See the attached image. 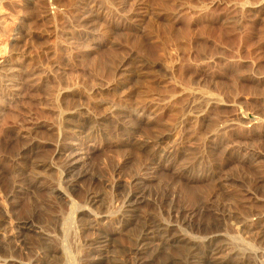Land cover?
<instances>
[{
    "label": "rangeland",
    "instance_id": "1",
    "mask_svg": "<svg viewBox=\"0 0 264 264\" xmlns=\"http://www.w3.org/2000/svg\"><path fill=\"white\" fill-rule=\"evenodd\" d=\"M18 2L21 5L18 4L15 9L11 8L10 4L0 5L2 16L11 11L2 17L3 23L0 24V28L5 27L3 31L0 29V218L5 220L3 226L0 225V264H112L111 259L114 260V256L123 260V264H137L133 261L134 256L128 251L140 246L137 237L142 239L140 224L145 220L142 218L149 215L151 218L157 216L154 219L162 221L161 226H166L167 229H161L164 230L162 233L160 229L151 228L152 230H147L148 234H143L142 241L148 239V242L141 245L138 257L140 255L145 263L163 264L172 257L185 255L184 264H223L221 260H226L227 264H264V0H54V14L49 20L42 19L43 7L35 8L31 4L26 6L22 0ZM4 8H9L8 12ZM24 13L29 16L25 25L21 22ZM3 19L9 24L8 28ZM9 28L12 29L8 30ZM19 28L29 29L24 35L28 40L23 38L24 45L22 42L19 44L22 48L19 45L15 48L12 46L13 36ZM8 31L10 32L7 33ZM130 66L135 71L134 74L130 72ZM124 71H127V74ZM76 104L86 108L85 111L88 109L87 113L94 114H91L93 118L103 120L105 128L108 129L106 134H97L96 138L92 139L93 143L92 140H81L73 133H67V137L60 136L59 129L64 124L60 122H64L63 111L77 107ZM187 110L193 112L189 113ZM116 111L120 112L119 116ZM124 115L126 119L131 118H128L130 122L135 120L133 123H136V126L137 121L142 124L138 125L140 129L137 127L135 138L143 139L146 133V138H151L156 133L155 137L151 138L154 139L157 134L164 132L170 138L168 143L175 144L176 152L182 158L202 154L199 158L204 157L201 161L206 162L213 157L212 161H217L219 166L216 167L218 171L214 172L215 180L202 178V170H199L198 166L195 167L196 178L190 179L177 173L178 165L170 168L165 164L159 165L155 160L151 161L145 154L138 152L135 144L129 145L131 149L122 144L119 130L123 125L119 120H122ZM220 125H225V128ZM217 127L219 130H216ZM19 131L29 134L28 138L36 135L33 138L39 145L41 142L44 144L45 138L51 141L50 145L42 144L48 148L37 149L38 156L48 162L55 161L53 165L57 168L52 170L56 172L50 170V177L42 173L44 176L39 175L38 178V175L34 176L26 170L25 164H21L20 168V165L15 166L14 161L11 162L12 158L10 160L9 156L12 157L16 153L14 151L27 141L25 137L18 139ZM140 131L141 134H138ZM113 132L118 133V138ZM221 135L224 137L222 141L216 137ZM18 143L21 144L17 145ZM57 145L58 148L61 145L59 152L56 151L59 150ZM12 146L18 148L14 149ZM224 146L230 147V156L225 155ZM211 147L215 148V153ZM182 150L186 153L188 151L187 155ZM10 152L11 154H8ZM139 153L143 161L138 158ZM207 153H211L210 156H207ZM43 155H47L49 159ZM221 155H224L223 158ZM220 160H224V163ZM1 168L5 171H1ZM12 169V172L9 171ZM6 172L9 175L21 172V178L19 177L16 183L18 188L22 189L20 193H16L17 196L10 193L12 175L9 179ZM29 173L34 177H30ZM60 181L63 187H59ZM163 186L172 194L169 199L160 192L156 193ZM190 186L204 193L200 208L196 209L197 205L193 207L187 204L182 191ZM92 193H100V197L105 198L103 200H106V205L99 203L100 201L96 202L98 205L91 201L94 195ZM29 194L32 197H28L33 201L27 197ZM23 198H28V201ZM47 200L54 209L52 206L48 207ZM26 201L31 203L34 210L35 216L32 215V219L24 212V215L20 214L28 204ZM34 201L35 205L32 206ZM20 202L23 206L25 204L24 209ZM36 205H39L38 208ZM105 206H109L110 210L107 211L109 210L110 214L105 211ZM133 206L138 209L134 211ZM129 210H132L129 212L130 216ZM141 213H145V216H141ZM96 217V220L99 219L98 222L95 220L97 227L95 222L90 223V219ZM137 220H141L139 224ZM203 222L222 225L220 229H216L218 232L215 230V233L208 234L201 229ZM64 225L63 230L67 231L69 236L61 230ZM128 227L135 229L136 233L131 232V229L126 231ZM94 232L106 233L111 240L114 239L112 244L102 247L103 249L88 245L87 241L92 242L96 237ZM49 234L54 239L50 238L49 243L52 245L46 244L50 249L44 245L42 237H51ZM179 234L182 241H174L181 237ZM211 237L213 238L210 241ZM191 238L196 241L193 242ZM212 240L215 242L211 243ZM159 241L163 244L160 242L161 245L157 246ZM172 242L184 246L194 244L195 251L199 248L197 255L186 256L187 251ZM161 246H164L162 252L159 250ZM215 246L216 250L219 248L220 251L210 253ZM112 249L117 251L113 252ZM242 250L246 253L243 254ZM59 252L62 255H59ZM150 252L154 253L151 255ZM201 252H207L210 257H201ZM48 254H55L58 260ZM104 254L106 255L103 256ZM211 255L213 259L217 258L213 260ZM244 255L251 258H242ZM61 256L65 257V260L61 259ZM12 257L15 260H8Z\"/></svg>",
    "mask_w": 264,
    "mask_h": 264
},
{
    "label": "bare ground",
    "instance_id": "2",
    "mask_svg": "<svg viewBox=\"0 0 264 264\" xmlns=\"http://www.w3.org/2000/svg\"><path fill=\"white\" fill-rule=\"evenodd\" d=\"M19 1H21V0H19ZM54 0H22V2L27 6V5H30L31 4V6L33 7V6H35V8H37L36 6H40V7H43L44 8V15H42L43 17H42V19L44 18H47L48 20L51 18V16L54 14L53 12H52V2H53ZM99 1V0H98ZM21 2V3H22ZM22 3V4H23ZM54 3V2H53ZM3 4H10V6H11V8H14L15 6H17L18 7V4H20L19 2H18V0H0V5H3ZM21 5V4H20ZM5 6V5H4ZM23 6V5H22ZM21 6V7H22ZM26 6H25V8H26ZM2 7V9H3V6H1ZM7 7V6H6ZM39 7V8H40ZM1 9V8H0ZM8 10H9V8H7ZM7 9L5 10V8H4V10L5 11H7ZM15 9V8H14ZM19 9H22V8H17V10H19ZM31 9V8H30ZM13 10V9H12ZM24 10H28V9H24ZM37 10V9H36ZM35 10V11H36ZM41 11H42V9H41ZM8 12V11H7ZM11 11H9V13H10ZM17 12V11H16ZM19 12V11H18ZM21 12V11H20ZM23 12V11H22ZM21 12V13H22ZM25 12H28V11H25ZM34 12V11H33ZM37 12H38V10H37ZM40 12V11H39ZM8 13V14H9ZM30 13V12H29ZM2 14V13H1ZM0 14V24L1 23H3V21H2V17H4L5 16V14L6 15H8L7 13H5L4 14V16H2ZM16 14V13H15ZM20 14V13H19ZM19 14H18V16H19ZM30 14H32V13H30ZM36 14V13H35ZM34 14V15H35ZM56 14V13H55ZM13 15H14V13H13ZM17 15V14H16ZM22 15V14H21ZM20 15V16H21ZM24 15H25V13H24ZM28 15V14H27ZM27 15H25V16H23L22 17V19H21V22L24 24V23H27V21H29L28 19H29V16H27ZM33 15V14H32ZM37 15V14H36ZM15 16H13V18H14ZM34 17V16H33ZM40 17H41V15H40ZM53 17V16H52ZM5 18H7V17H5ZM4 18V19H5ZM17 18V17H16ZM39 18V17H38ZM3 19V20H4ZM8 19V18H7ZM11 19H12V16H11ZM32 19V18H31ZM52 19V18H51ZM6 20V19H5ZM5 20H4V22H5ZM9 20V19H8ZM20 20V19H19ZM34 20V19H33ZM91 20V19H90ZM35 21V20H34ZM40 21V20H39ZM38 21V22H39ZM42 21H44V20H42ZM52 21V20H51ZM10 22V21H9ZM19 22V21H18ZM37 22V21H36ZM41 22V21H40ZM46 22V21H45ZM87 22V21H86ZM90 22V21H89ZM6 23V25H7V28H8V25L9 24H7V21L5 22ZM5 23H4V25H5ZM19 24V23H18ZM21 24V23H20ZM29 24H30V22H29ZM35 24H37V23H35ZM41 24V23H40ZM87 24V23H86ZM5 25V26H6ZM25 25V24H24ZM31 25H32V22H31ZM30 25V26H31ZM29 26V25H28ZM28 26H27V28H28ZM12 27V26H11ZM17 27V26H16ZM21 27V26H20ZM23 27V26H22ZM2 28V27H1ZM0 28V29H1ZM4 26H3V28H2V31L4 30ZM7 28L5 29V30H7ZM24 28V27H23ZM39 28V27H38ZM46 28V27H45ZM10 29H12V28H9L8 30H10ZM17 29V28H16ZM26 29V28H25ZM32 29H33V26H32ZM14 30V29H13ZM29 30V29H28ZM28 30H21L20 28L16 31V33H15V35L13 36L14 37V39H13V43H12V46L13 47H15V46H17V45H19L20 44V42H22V39L24 38V35H26V33H28ZM35 30H37V29H35ZM46 30V29H45ZM1 31V30H0ZM33 31V30H32ZM10 31H8L7 33H9ZM13 32V31H12ZM35 32V31H34ZM33 32V33H34ZM39 32V31H38ZM43 32H45V31H43ZM1 33V32H0ZM5 33V32H4ZM14 33V32H13ZM32 33V32H31ZM3 34V33H2ZM6 34V33H5ZM40 34V33H39ZM38 34V35H39ZM32 35V34H31ZM35 35V34H34ZM33 35V36H34ZM36 35H37V33H36ZM11 36V35H10ZM28 36V35H27ZM33 36H32V38H33ZM29 37V36H28ZM34 37H36V36H34ZM44 38V37H43ZM25 39V38H24ZM29 39H30V37H29ZM35 39V38H34ZM33 39V40H34ZM10 40H12V39H10ZM25 40H28V39H25ZM31 40V39H30ZM38 40V39H37ZM26 42V41H25ZM32 42V41H31ZM30 42V43H31ZM24 42H22V44H23ZM45 43V42H44ZM26 44V43H25ZM29 44V43H28ZM24 45V44H23ZM12 46L10 45V47L12 48ZM20 46V45H19ZM26 46V45H25ZM21 48H22V46H20ZM24 47V46H23ZM16 48V47H15ZM14 48V49H15ZM13 49V50H14ZM17 49H18V47H17ZM20 49V48H19ZM24 50V49H23ZM28 51V53H29V50H27ZM17 52V51H16ZM26 53V52H25ZM24 53V54H25ZM27 53V54H28ZM17 56V55H16ZM24 56V55H23ZM18 58V57H17ZM22 59V58H21ZM140 59V58H139ZM142 61V60H141ZM137 63H138V61H136ZM146 62V61H145ZM26 63V62H25ZM137 63H135L136 64V66H137ZM141 62H139V64H140ZM2 64V63H1ZM138 64V65H139ZM27 65V64H26ZM6 66V65H5ZM28 66V65H27ZM129 66V65H128ZM146 66V65H145ZM36 67V66H35ZM92 67V66H91ZM138 67V66H137ZM142 67V66H141ZM154 67V66H153ZM4 68V67H3ZM29 68V67H28ZM128 68V67H127ZM127 68H126V70H127ZM129 68H131V66L129 67ZM92 69H93V67H92ZM138 68H136V70H137ZM141 69V68H140ZM139 69V70H140ZM130 70V69H129ZM147 70V69H146ZM133 69L131 68V70H130V72H132L133 73ZM149 71V70H148ZM32 72V71H31ZM125 72V71H124ZM127 72V71H126ZM125 72V74H127ZM129 72V71H128ZM135 72V71H134ZM137 72H138V70H137ZM140 72V71H139ZM35 73H37V72H35ZM141 73V72H140ZM143 73V72H142ZM141 73V74H142ZM6 74V73H5ZM130 74V73H129ZM129 74H128V76H129ZM134 74V73H133ZM2 75V74H1ZM135 75H137V74H135ZM139 75V74H138ZM253 75V74H252ZM125 76V75H124ZM127 76V75H126ZM5 76H3V78H4ZM10 77V76H9ZM263 77V76H262ZM128 78V77H127ZM133 78V77H132ZM124 79V78H123ZM130 79H131V77H130ZM1 80H4V79H1ZM125 80H127V79H125ZM134 80V79H133ZM122 81H124V80H122ZM28 84V83H27ZM119 84V83H118ZM117 84V85H118ZM114 87V86H113ZM115 88V87H114ZM113 89V88H112ZM45 92H47V91H45ZM134 92V91H133ZM57 98H59V97H57ZM193 99H195V98H193ZM200 99V98H199ZM198 99V100H199ZM206 99V98H205ZM4 100V99H3ZM196 100V99H195ZM66 101H68V100H66ZM135 101V100H134ZM201 101V100H200ZM207 101V100H206ZM1 102V101H0ZM191 102V101H190ZM198 102V101H197ZM202 102V101H201ZM209 102V101H208ZM193 103H195L194 102V100H193ZM203 103V102H202ZM209 103H211V100H210V102ZM209 103H207V105L209 104ZM120 104V103H119ZM192 104V103H191ZM198 104V103H197ZM206 104V103H205ZM77 105V107H74L73 106V108H71V109H67L66 111H63V110H61V111H63L62 113H63V116H62V118L64 119V122L63 121H60V122H62V123H64L63 125H62V127L59 125V127H61V129H59V132H60V130H61V135L60 136H62V137H67V133H73V134H75V137L77 136L78 138H80L81 140H92V139H95L96 138V136H97V134H100V132H102V134H106V129L107 128H105V126H104V123L99 119H95V118H93V116H94V114H92V113H90V115H89V113H87L88 112V109H87V111H85L86 110V108H82V107H79V106H81V105H79V104H76ZM79 105V106H78ZM146 105V104H145ZM216 105V104H215ZM65 106V105H64ZM110 106V105H109ZM119 106V105H118ZM158 106H160V105H158ZM117 107V106H116ZM191 107V106H190ZM13 108V107H12ZM115 108V107H114ZM121 108V107H120ZM119 108V109H120ZM124 108V107H123ZM199 108H201V106L199 107ZM207 108V107H206ZM60 109H62V108H60ZM64 109V108H63ZM106 109V108H105ZM110 109V108H109ZM116 109V108H115ZM117 109H118V107H117ZM122 109V108H121ZM129 109V108H128ZM188 109V108H187ZM191 109H192V107H191ZM197 109V108H196ZM65 110V109H64ZM108 110V109H107ZM129 110H132V109H129ZM194 110V109H193ZM193 110H190V112L192 113L193 112ZM201 110V109H200ZM127 111V110H126ZM185 111V110H184ZM188 112H189V110H187ZM202 111V110H201ZM118 111H116L115 113H117ZM123 112V111H122ZM189 112V113H190ZM198 112V111H197ZM196 112V113H197ZM200 112V111H199ZM198 112V113H199ZM119 113L120 112H118L117 114H118V116H119ZM127 113V112H126ZM132 113V112H131ZM187 113V112H186ZM195 113V112H194ZM197 113V114H198ZM202 113H203V111H202ZM91 114L93 115V116H91ZM121 114H123V113H121ZM134 114H135V112H134ZM199 114H201V112L199 113ZM8 115V114H7ZM98 115V114H97ZM97 115H95V117L97 116ZM186 115V114H185ZM243 115V114H242ZM248 115V114H247ZM116 116V115H115ZM122 116V115H121ZM128 116V115H127ZM138 116V115H137ZM141 115H139V117H140ZM211 116V115H210ZM16 117V116H15ZM105 117V116H104ZM60 119H62L61 117H59ZM107 118V117H106ZM117 118V117H116ZM122 118V117H121ZM129 118V117H128ZM128 118L126 119V117H125V115H124V117L122 118V120H119V123L120 124H122L123 125V127L121 128V130H119L120 131V133H121V135L119 134V136H120V138L119 139H121V142H122V144H124L125 146H129V145H133V144H135L136 145V147L138 148V152H141L143 155L145 154L151 161L153 160H155V162H157L159 165H163V164H165V166H168L169 168L170 167H173V166H176V165H178L177 167H178V172L177 173H180V174H182L183 176H186V177H189L190 179H194V178H196V173H195V167L196 166H198V168H199V170H202V172H201V177L202 178H204V179H212V180H215L214 179V172H216V171H218V170H216L217 168V166H218V163H216L217 161H212L214 158L212 157V160H207L206 162H203V161H201L202 159H200L199 157L202 155H200V152L198 153L200 156H192V157H186L185 155H187V153H188V151H187V153H186V151H184V150H182V151H184L183 153L185 154L184 156L186 157V158H182V156L181 155H178V153L176 152V146H174L173 144L171 145L170 144V142L168 143V139H170L169 138V136L168 135H165V133L163 132V134H160V135H158L157 134V136H156V138H154V139H151L153 136L155 137V135H156V133H154L155 135H153L151 138H146V136H147V134L148 133H146V136L143 138V139H138V138H135L136 136H134V134L137 132V127H138V125H142V124H139L138 123V121H137V126H136V123L134 124L133 122L135 121H132V122H130L129 120H128ZM133 118H135V117H133ZM137 118V117H136ZM245 118V117H244ZM249 118V117H248ZM255 118H257V117H255ZM130 120H131V118H129ZM233 119V118H232ZM250 119V118H249ZM117 120V119H116ZM133 120V119H132ZM142 120V119H141ZM242 120V119H241ZM251 120V119H250ZM259 120V119H258ZM59 121V120H58ZM108 121H109V119H108ZM228 121V120H227ZM263 121H264V119H263ZM59 122V123H60ZM224 122V121H223ZM230 122V121H229ZM233 122V121H232ZM251 122V121H250ZM258 122V121H257ZM141 123V122H140ZM208 123H210V122H208ZM107 124H108V122H107ZM106 124V125H107ZM110 124H112V123H110ZM109 124V125H110ZM115 124L117 125V123L115 122ZM145 124V123H144ZM216 124V123H215ZM248 124V123H247ZM252 124V123H251ZM261 124V123H260ZM183 125V124H182ZM230 125V124H229ZM233 125V124H232ZM37 126V125H36ZM114 126V125H113ZM144 126V125H143ZM221 126H223V125H220V127ZM227 126V125H226ZM254 126V125H253ZM264 126V125H263ZM112 127V126H111ZM115 127V126H114ZM147 127V126H146ZM150 127V126H149ZM149 127H148V129H149ZM224 128H225V125L223 126ZM229 127V126H228ZM228 127H226V129L228 128ZM19 128V127H18ZM34 128V127H33ZM51 128V127H50ZM139 128V127H138ZM219 127H217V129L216 130H219L218 129ZM250 128V127H249ZM31 129V128H30ZM35 129V128H34ZM113 129H115V128H113ZM140 129V128H139ZM138 129V130H139ZM144 129V128H143ZM151 129H153V128H151ZM209 129V128H208ZM221 129V128H220ZM223 129V128H222ZM32 130V129H31ZM37 130V129H36ZM46 130V129H45ZM56 130H57V128H56ZM108 130V129H107ZM145 130H146V128H145ZM150 130V129H149ZM148 130V131H149ZM215 129H214V131H216ZM225 130V129H224ZM262 130V129H261ZM23 131V130H22ZM28 131V130H27ZM119 131H118V133H119ZM144 131V130H143ZM155 131H157L156 129H155ZM199 131V130H198ZM213 130H211V132H212ZM222 131V130H221ZM31 132V131H30ZM34 132V131H33ZM36 133L35 134H37L38 135V133H37V131H35ZM48 132V131H47ZM111 132H112V130H111ZM110 132V133H111ZM139 132V131H138ZM146 132H147V130H146ZM160 132H162V131H159V133ZM210 132V133H211ZM17 133V132H16ZM19 133H20V131H19ZM32 133V132H31ZM44 133V132H43ZM109 133V132H108ZM107 133V134H108ZM109 133V134H110ZM114 133V132H113ZM115 133H116V131H115ZM114 133V135H116L117 136V134H115ZM158 133V132H157ZM209 133V134H210ZM213 133V132H212ZM211 133V135L213 136V134ZM218 133V132H217ZM58 134H60V133H58ZM138 134H141V131H140V133H138ZM224 134V133H223ZM27 135H29V134H26V133H20L19 134V136H17L18 137V139H19V137H25L26 139H27V141L25 142L24 140H22V141H24V143H18L17 145H20V148L16 151H14V149L17 147H13L14 149H12V152L14 151V152H16L15 154L14 153H12V154H14L12 157L11 156H9L10 157V160H11V158H12V160H11V162L12 161H14V165L16 166V165H20V168H22L21 167V164L23 165V164H25V166H26V170H28V172L30 171L31 173H33V175L35 176H37L38 175V178H39V175H42V176H44L43 174H47L48 175V172L50 171V170H52V168H54V167H56L55 165H53V163L55 162H53L52 163V161H50V162H48V160L46 161L45 159H43V157H40V155L38 156L37 155V149H39V148H43L44 146H42V142L40 143L41 145H39V142H37L36 141V139L35 138H33V136H32V134H30V136H32V137H30V138H28V136ZM113 135V134H112ZM39 136V135H38ZM47 136V134L44 136V138ZM70 136V135H69ZM103 136V135H102ZM102 136H99V137H102ZM106 136V135H105ZM140 136V135H139ZM142 136V135H141ZM186 136V135H185ZM206 136H208V135H206ZM10 137V136H9ZM16 137V136H15ZM34 137H36V135L34 136ZM49 137V136H48ZM108 137V136H107ZM106 137V138H107ZM109 137H111V136H109ZM108 137V138H109ZM113 137V136H112ZM209 137V136H208ZM218 139H220L221 141L224 139V137H223V135H221V136H216ZM23 138H21V139H23ZM41 138V137H40ZM44 138H42V140L44 139ZM104 138V137H103ZM114 138H115V136H114ZM116 138H118V136L116 137ZM141 138V137H140ZM199 138V137H198ZM205 138V137H204ZM210 138V137H209ZM216 138V139H217ZM11 139V138H10ZM18 139H17V141H18ZM51 139V138H50ZM98 139V138H97ZM213 139V138H212ZM212 139H210V140H212ZM217 139V140H218ZM253 139V138H252ZM15 140V139H14ZM37 140H39V139H37ZM65 140V139H64ZM81 140H79V141H81ZM106 140V139H105ZM110 140V139H109ZM108 140V141H109ZM113 140V139H112ZM112 140H110V141H112ZM180 140V139H179ZM217 140H214V141H217ZM219 140V141H220ZM20 141V140H19ZM39 141H41V140H39ZM60 141V140H59ZM63 141V140H62ZM100 141V140H99ZM115 141V140H114ZM118 141V140H117ZM198 141V140H197ZM255 141H258V140H255ZM263 141V140H262ZM84 142H86V141H84ZM103 142H104V140H103ZM102 142V143H103ZM119 142V141H118ZM192 142V141H191ZM264 142V141H263ZM8 143V142H7ZM15 143H16V141H15ZM54 143V142H53ZM62 143V142H61ZM92 143H93V140H92ZM100 143H101V141H100ZM107 143V142H106ZM105 143V144H106ZM205 143V142H204ZM224 143V142H223ZM50 145L51 144V141L49 140V139H46L45 138V140H44V144L43 145ZM108 144V143H107ZM121 144V143H120ZM206 144H207V142H206ZM205 144V145H206ZM227 144V143H226ZM226 144H224V145H226ZM103 145V144H102ZM177 145V144H176ZM194 145V144H193ZM204 145V146H205ZM216 145H219V144H216ZM55 146V145H54ZM90 146V145H89ZM111 146V145H110ZM134 146V145H133ZM230 146V145H229ZM131 146H129V149H131L130 148ZM195 147V146H194ZM214 147V146H213ZM213 147H211V149L213 148ZM216 148H217V146H215ZM227 147H228V145H227ZM227 147H225L224 146V153H225V155H228V156H230L229 155V153L231 152L230 150H229V148H227ZM3 148V147H2ZM18 148V147H17ZM44 148H48V147H44ZM56 148H58V145H57V147ZM118 148V147H117ZM121 148V147H120ZM137 148H135V149H137ZM191 148V147H190ZM197 148V147H196ZM205 148H207V147H205ZM220 148V147H219ZM7 149V148H6ZM5 149V150H6ZM10 149V148H9ZM10 149V150H11ZM59 150H57L56 149V151H60V149H61V145L59 146V148H58ZM132 149H134V147H132ZM215 148H213V152L215 153V150H214ZM223 149V148H222ZM3 150V149H2ZM4 150V151H5ZM47 150V149H46ZM45 150V151H46ZM179 150V149H178ZM0 151H1V149H0ZM136 151V150H135ZM190 151V150H189ZM204 151V150H203ZM218 151V150H217ZM3 152V151H2ZM9 152V151H8ZM42 152V151H41ZM40 152V153H41ZM132 152H133V150H132ZM181 152V151H180ZM179 152V153H180ZM197 152V151H196ZM205 153L206 152H208V151H204ZM212 152V153H213ZM220 152V151H219ZM7 153V152H6ZM6 153H4L5 155H6ZM136 153H137V151H136ZM141 153H139L140 154V156H138V158H140L141 157ZM204 153V154H205ZM232 153V152H231ZM2 154V153H1ZM8 154H11V152L10 153H8ZM45 154V153H44ZM195 154V153H194ZM211 154V153H210ZM210 154H208L207 153V156L209 155L210 156ZM5 155H3L4 157H7V156H5ZM183 155V154H182ZM189 155V154H188ZM45 158L47 157L48 158V156L47 155H43ZM146 156H145V159H147L146 158ZM181 156V157H180ZM204 156V155H203ZM206 156V157H207ZM218 156V155H217ZM220 156V155H219ZM222 156V155H221ZM224 156V155H223ZM223 156H222V158H223ZM227 156V157H228ZM8 157V158H9ZM202 157V156H201ZM214 157H215V155H214ZM137 158V157H136ZM208 158V157H207ZM2 159V158H1ZM4 159V158H3ZM49 159V158H48ZM135 159V158H134ZM141 159V158H140ZM205 159V158H204ZM216 159V158H215ZM225 159V158H224ZM6 160V159H5ZM9 160V159H8ZM8 160H6V161H8ZM9 160V161H10ZM57 160V159H56ZM142 161H143V158L141 159ZM2 161V160H1ZM8 161V162H9ZM114 161V160H113ZM112 161V162H113ZM139 161V160H138ZM137 161V162H138ZM150 161V162H151ZM221 161V160H220ZM7 162V163H8ZM10 162V163H11ZM149 162V163H150ZM224 163V160L223 161H221V163ZM226 162V161H225ZM4 163V162H3ZM135 163H136V161H135ZM141 163V162H140ZM220 163V162H219ZM111 164V163H110ZM138 165H140L139 164V162L137 163ZM151 164V163H150ZM10 165V164H9ZM113 165V164H112ZM111 165V166H112ZM142 165V164H141ZM147 165V164H146ZM155 165H156V163H155ZM251 165V164H250ZM0 166H2V165H0ZM14 166V167H15ZM110 166V167H111ZM134 166H136V165H134ZM3 167H4V165H3ZM139 167V166H138ZM177 167H176V169H177ZM219 167V166H218ZM13 168V167H12ZM17 168H19V167H17ZM57 168V167H56ZM55 168V169H56ZM113 168H115V167H113ZM112 168V169H113ZM140 168V167H139ZM145 168H146V166H145ZM144 168V169H145ZM173 169H175V168H173ZM175 169V170H176ZM14 169H12V170H9V171H13ZM58 171L60 170V169H57ZM111 170V169H110ZM138 170V169H137ZM140 170V169H139ZM216 170V171H215ZM1 171H5V170H2V168H1ZM19 171H22V170H19ZM53 171V173H55L56 172V170H52ZM51 171V172H52ZM57 171V173H59ZM64 170H62V172H63ZM135 171H136V169L134 170V173H135ZM11 172H9V173H11ZM15 172V171H14ZM18 172V171H17ZM26 172V171H25ZM138 172V171H137ZM143 172V171H142ZM7 173V172H6ZM27 173V172H26ZM43 173V174H42ZM52 173V174H53ZM199 173V172H198ZM198 173H197V175H198ZM253 173V172H252ZM258 173V172H257ZM4 174V173H3ZM8 174V173H7ZM21 172L20 173H16V175H14V174H10V175H12V181H10L11 182V184H10V186H9V190H10V193L12 192V194H15L16 195V193L18 194V192L20 193V189H22V188H18V186H17V179H20L21 177ZM23 174V173H22ZM25 174V173H24ZM30 174V173H29ZM217 174V173H216ZM9 175V174H8ZM10 175H9V179H10ZM14 175V176H13ZM27 175V174H26ZM32 175V176H33ZM177 175V174H176ZM179 175V174H178ZM181 175V176H182ZM7 176V175H6ZM29 176V175H28ZM31 176V174H30V177H32ZM33 176V177H34ZM49 176V175H48ZM53 176V175H52ZM52 176H51V179H52ZM62 176V175H61ZM180 176V175H179ZM214 176V177H213ZM20 177V178H19ZM50 177V176H49ZM198 177H199V175H198ZM7 178H8V176H7ZM24 178H25V176H24ZM23 178V179H24ZM28 178V177H27ZM37 178V177H36ZM45 178V177H44ZM217 178V177H216ZM26 179V178H25ZM58 179H60V178H58ZM201 179V178H200ZM199 179V180H200ZM203 179V180H204ZM219 179V178H218ZM217 179V180H218ZM164 180V179H163ZM167 180V179H166ZM179 180V179H178ZM187 180V179H186ZM250 180V179H249ZM259 180V179H258ZM9 181V180H8ZM31 181V180H30ZM47 181V180H46ZM190 181V180H189ZM196 181V180H195ZM202 181V180H201ZM9 182V183H10ZM58 182H59V180H58ZM162 182V181H161ZM165 182V181H164ZM211 182V181H210ZM217 182V181H216ZM9 183H8V185H9ZM186 184V183H185ZM200 184V183H199ZM215 184V183H214ZM19 185V184H18ZM59 185V187H60V185H61V181H60V184H58ZM159 185V184H158ZM184 185V184H183ZM205 185V184H204ZM62 187H63V185H61ZM201 186V185H200ZM208 186V185H207ZM58 187V188H59ZM61 187V188H62ZM166 187V186H165ZM191 187V186H190ZM188 187V188H186L184 191H182L183 192V195H184V197L186 198V200H187V204H189V205H191V206H196L197 205V207H196V209L197 208H200V206L202 205L201 204V201L203 200V196H204V193H202V190L200 191V190H198V189H196V187ZM202 187V186H201ZM201 187L199 188V189H201ZM248 187V186H247ZM6 188V187H5ZM156 188H158V187H156ZM184 188V187H183ZM54 189V188H53ZM60 189V188H59ZM204 189V188H203ZM62 190H63V188H62ZM171 190V189H170ZM98 191V190H97ZM96 191V192H97ZM23 192V191H22ZM39 192V191H38ZM67 192V191H66ZM86 192V191H85ZM158 192H160L161 194H163L162 196H165L166 198H168V197H170V195H172V194H170V192H168V191H166V189H164V186H163V188L162 189H159L156 193H158ZM182 192L180 193V194H182ZM24 193H25V191H24ZM29 193V192H28ZM50 193V192H49ZM69 193V192H68ZM100 193H101V191H100ZM100 193H96V194H94V193H92V198H91V201H93V202H97L98 203V201H100L99 203H101V202H103V203H105L104 201H106V200H103V199H105V198H103L102 199V197H100ZM174 193V192H173ZM179 193V192H178ZM177 193V194H178ZM212 193V192H211ZM219 193V192H218ZM109 194H111V193H109ZM179 194V195H180ZM207 194V193H206ZM105 195V194H104ZM104 195H102L103 197H105ZM112 195V194H111ZM222 195V194H221ZM17 196V195H16ZM28 196H30V194L29 195H27V197ZM91 196H89V200H90V197ZM182 196V195H181ZM206 196V195H205ZM30 197H32V196H30ZM30 197H28L30 200H32L33 201V199H31ZM41 197V196H40ZM100 197V198H99ZM109 197V196H108ZM111 197V196H110ZM180 197V196H179ZM28 198L27 199H25V198H23V199H25V200H27L28 201ZM113 198V197H112ZM125 198V197H124ZM183 198V197H182ZM206 198V197H205ZM220 198V197H219ZM224 198V197H223ZM233 198V197H232ZM22 199V200H23ZM103 200V201H101V200ZM169 199V198H168ZM179 199H181V197L179 198ZM227 199V198H226ZM231 199V198H230ZM86 200V199H85ZM123 200V199H122ZM139 200V199H138ZM182 200V199H181ZM26 201V202H27ZM48 201V200H47ZM113 201V200H112ZM132 201V200H131ZM168 201V200H167ZM235 201V200H234ZM18 202V201H17ZM22 202V201H21ZM20 202V203H21ZM35 202L36 201H34L33 203H32V206H33V204L35 205ZM51 202V201H50ZM78 202V201H77ZM86 202V201H85ZM87 202H88V200H87ZM90 202V201H89ZM111 202V201H110ZM121 202H123L124 203V201H121ZM170 202V201H169ZM176 202V201H175ZM24 203H25V201H24ZM28 204H26V206H25V204H24V206H25V210L23 211L22 209V212L20 213L21 215H24V213L26 214V215H28V217L29 218H31L32 219V215H34V213H33V209H32V207H31V203H29V202H27ZM48 203V207L49 206H52V209H54L53 208V205L52 204H50L49 203V201L47 202ZM52 203V202H51ZM56 203V202H55ZM62 203V202H61ZM92 203V202H91ZM90 203V205H93V204H91ZM96 203V204H97ZM130 203H133V202H130ZM166 203V202H165ZM224 203H225V201H224ZM71 204V203H70ZM80 204V203H79ZM85 204H87V203H85ZM102 204V203H101ZM186 204V205H187ZM81 205V204H80ZM98 205V204H97ZM104 205V204H103ZM105 205H106V203H105ZM238 205V204H237ZM21 206L23 207V209H24V206L22 205V203H21ZM37 206V205H36ZM39 206V205H38ZM38 206H37V208H38ZM57 206V205H56ZM56 206H54V207H56ZM61 206V205H60ZM113 206V205H112ZM42 207V206H41ZM47 207V208H48ZM75 207V206H74ZM97 207V206H96ZM104 207V206H103ZM102 207V208H103ZM106 207V206H105ZM109 207V206H108ZM108 207H106V210L105 211H107V209H109ZM124 207V206H123ZM122 207V208H123ZM242 207V206H241ZM58 208V207H57ZM112 208V207H111ZM133 208H134V206H133ZM132 208V209H133ZM34 209H35V207H34ZM62 209V208H61ZM79 209H80V207H79ZM90 209H91V207H90ZM94 208L92 207V210H93ZM131 209V208H130ZM136 209H138V207L136 208ZM135 208H134V211L136 210ZM37 210V209H36ZM89 210V209H88ZM102 210H104V209H101V211ZM110 210V209H109ZM108 210V211H109ZM128 210V209H127ZM201 210V209H200ZM42 211V210H41ZM63 211H64V209H63ZM69 211H71V210H69ZM74 211V210H73ZM100 211V212H101ZM107 211V212H108ZM130 211H132V210H129L128 211V216H130L129 215V212ZM138 211H140V210H138ZM179 211V210H178ZM195 211H197V210H195ZM199 211V210H198ZM249 211V210H248ZM24 212V213H23ZM37 212V211H36ZM39 212V211H38ZM37 212V213H38ZM44 212V211H43ZM45 212H47V211H45ZM54 212H55V210H54ZM72 212V211H71ZM78 212V211H77ZM104 212V211H103ZM144 212H146V211H144ZM23 213V214H22ZM33 213V214H32ZM61 213H62V211H61ZM64 213V212H63ZM62 213V214H63ZM73 213V212H72ZM84 213V212H83ZM88 213V212H87ZM89 213H90V210H89ZM92 213V212H91ZM109 213V212H108ZM122 213V212H121ZM126 212H124V214H125ZM131 213V212H130ZM153 213V212H152ZM151 213V214H152ZM201 213H203V212H201ZM248 213V212H247ZM61 214V215H62ZM95 214V213H94ZM100 214H102V212L100 213ZM107 214V213H106ZM110 214V213H109ZM140 214V213H139ZM142 214V213H141ZM145 214V213H144ZM144 214H142L141 216H145ZM147 214L149 215V213L147 212ZM253 214V213H252ZM258 214V213H257ZM25 215V216H26ZM40 215H41V213H40ZM46 215V214H45ZM90 215V214H89ZM98 214L96 213V216H97ZM127 215V214H126ZM157 215V214H156ZM259 215V214H258ZM35 216V215H34ZM86 216V215H85ZM95 216V215H94ZM123 216H125V215H123ZM128 216H125V217H127L128 218ZM241 216V215H240ZM24 217V216H23ZM41 217H42V215H41ZM44 217V216H43ZM48 217V216H47ZM46 217V218H47ZM84 217V216H83ZM82 217V218H83ZM88 217V216H87ZM133 217V216H132ZM134 217H135V215H134ZM27 218V217H26ZM25 218V219H26ZM34 218V220H35V217H33ZM40 218V217H39ZM49 218V217H48ZM59 218V217H58ZM65 218V217H64ZM86 218V217H85ZM89 218V217H88ZM88 218H86V220H88ZM91 218V217H90ZM139 218L140 217H138V220H139ZM142 218V217H141ZM154 218H157V216L156 217H154ZM154 218H151L150 217V215H149V217H144V218H142L144 221H142V224H140L141 225V227L140 228H142L141 230L139 229V231H143V233H142V239H140V237L139 236H137L138 237V239L140 240V242H139V245L140 246H137L136 248L134 247V250H131V251H128L129 253H130V255L132 254V256H134V259L135 260H133V261H136L137 262V264H152L151 262H148V263H145V262H143L142 261V259H141V257H140V255H139V257H138V251L140 250V247H141V245L143 246L144 244H146V241L148 240H146L145 242L144 241H142L143 240V234H144V236L146 235V234H148L149 232L147 231L148 229H151V228H154L155 230L156 229H164L166 226H161V223L160 222H162V221H160V222H158L156 219H154ZM160 218V217H159ZM158 218V219H159ZM241 218V217H240ZM97 219V217L96 218H93L92 220L90 219V223H91V221L92 222H95L94 224H95V226H96V221L98 222L99 221V219L98 220H96ZM136 219H137V216H136ZM209 219V218H208ZM214 219V218H213ZM28 220V219H27ZM42 220H43V218H42ZM45 220V219H44ZM47 220V219H46ZM57 220V219H56ZM59 220H60V218H59ZM75 220V219H74ZM79 220V219H78ZM96 220V221H95ZM133 220H135V219H133ZM138 220L136 221L138 224L140 223V221L138 222ZM162 220V219H161ZM237 220V219H236ZM242 220V219H241ZM250 220V219H249ZM5 220H3V219H1L0 218V225H2L3 226V224L5 223L4 222ZM50 221V220H49ZM84 221H85V219H84ZM89 221V220H88ZM128 221H129V219H128ZM70 222H72V221H70ZM69 222V223H70ZM86 222V221H85ZM85 222H83V223H85ZM113 222V221H112ZM126 222V221H125ZM130 222H131V220H130ZM135 222V221H134ZM209 222V221H208ZM7 223V222H6ZM68 223V224H69ZM73 223V222H72ZM128 223V222H127ZM164 223V222H163ZM220 223V222H219ZM43 224H45L44 222H43ZM49 224V223H48ZM47 224V225H48ZM67 224V225H68ZM86 224V223H85ZM92 224V223H91ZM93 224V225H94ZM100 223H98V225H99ZM120 224V223H119ZM124 225H125V223H123ZM137 224V225H138ZM62 225V224H61ZM71 224H69V226H70ZM84 225V224H83ZM82 225V226H83ZM93 225H91V227L93 226ZM163 225V224H162ZM199 225V224H198ZM222 225V224H221ZM220 224H218V223H205V222H203V224L201 225V226H203V228L201 227V229L203 230H205L208 234H211V233H215L218 229H220V226H221ZM255 225H257V224H255ZM43 226H45V225H43ZM60 226V225H59ZM88 226V225H87ZM190 226V225H189ZM46 227V226H45ZM58 227V226H57ZM61 227V226H60ZM86 227V226H85ZM97 227V226H96ZM124 227V226H123ZM127 227V226H126ZM42 228V227H41ZM72 228V227H71ZM70 228V229H71ZM81 228V227H80ZM90 228V227H89ZM129 228V227H128ZM3 229H5V228H3ZM60 229V228H59ZM63 229H65V225H64V228H63V226H62V231H65V230H63ZM70 229L68 230V231H70ZM95 229V228H94ZM99 229V228H98ZM124 229V228H123ZM126 229V228H125ZM131 229V230H130ZM166 229H167V227H166ZM165 229V230H166ZM194 229V228H193ZM198 229V228H197ZM217 229V230H216ZM44 230V229H43ZM128 230H130L131 232L132 231H134L132 228H129V229H127L126 231H128ZM137 230V229H136ZM152 230V229H151ZM182 230V229H181ZM216 230V231H215ZM261 230V229H260ZM138 231V233L140 234V232ZM158 231V230H157ZM157 231L155 232V233H157ZM162 231H164V230H161V232ZM183 231V230H182ZM241 231V230H240ZM247 231V230H246ZM65 232H67V231H65ZM65 232H64V234L62 235V237H64V235H65ZM91 232V231H90ZM99 232V231H98ZM97 232V233H98ZM106 232V231H105ZM110 232V231H109ZM135 232V231H134ZM153 232V231H152ZM166 232V231H165ZM178 232V231H177ZM201 232V231H200ZM218 232V231H217ZM43 233V232H42ZM46 233V232H45ZM63 233V232H62ZM94 233H96V232H94ZM96 233V237L93 239V241L92 242H88L87 241V244L88 245H92V247L93 248H102V247H104V246H110V244H112L111 242H112V240H114V239H112L111 240V238L109 237V235H106V233H104V234H97ZM126 233V232H125ZM136 233V232H135ZM137 233V234H138ZM154 233V234H155ZM163 233V232H162ZM232 233V232H231ZM69 233L67 232L66 233V235L67 236H69L68 235ZM93 234V233H92ZM108 234V233H107ZM138 234V235H139ZM159 234V233H158ZM157 234V235H158ZM165 234V233H164ZM42 235V234H41ZM45 235V234H44ZM42 236L43 237V243H45L44 245L45 246H47L48 247V245H46V244H48L49 243V241H51L53 238H52V236L51 237H49V236ZM132 235V234H131ZM141 235V234H140ZM160 235V234H159ZM180 235V234H179ZM66 236V237H67ZM149 236V235H148ZM162 236H163V234H162ZM167 236V235H166ZM165 236V237H166ZM175 235H173V237H174ZM181 236V235H180ZM20 237V236H19ZM22 237V236H21ZM154 237V236H153ZM157 237V236H156ZM155 237V238H156ZM160 237V236H159ZM178 237V236H177ZM40 238V237H39ZM50 238H51V240H50ZM68 238V237H67ZM133 238V237H132ZM150 238V237H149ZM161 238V237H160ZM162 238H164V237H162ZM167 238H168V236H167ZM176 238V237H175ZM188 239V237H185V239ZM213 237H211L210 238V241H211V239H212ZM42 239V238H41ZM169 239H170V236H169ZM168 239V240H169ZM182 239V236L180 237V238H176V240H174V241H178V242H180V240ZM192 239V241L194 242V240L195 239H193V238H191ZM236 239V238H235ZM239 239V238H238ZM54 240V239H53ZM65 240V239H64ZM135 240V239H134ZM154 240V239H153ZM160 240V239H159ZM161 240H163V239H161ZM165 241H167L166 239H164ZM189 240H190V237H189ZM216 240V239H215ZM215 240L213 241L212 240V242L211 243H214L215 242ZM40 241V240H39ZM69 241V240H68ZM116 241V240H115ZM136 242H137V240H135ZM150 241H152V240H150ZM182 241V240H181ZM185 241V240H184ZM196 241V240H195ZM114 242V241H113ZM148 242V241H147ZM154 242V241H153ZM160 242L161 241H159V245L157 244V246H160L161 244H160ZM178 242H172V243H176L175 245H177V247L179 248V246H182L183 247V249H185L186 251H187V253H186V256H196L197 255V252L196 251H198V249H196V251H195V246H194V244H192L191 243V245H189V246H184V245H182V244H180L179 245V243ZM190 242V241H189ZM202 242H204V241H202ZM41 244H43L42 242H40ZM115 243V242H114ZM113 243V244H114ZM138 243V242H137ZM151 242H149V244H150ZM156 243V242H155ZM157 243H158V241H157ZM162 243V242H161ZM197 243V242H196ZM217 243V242H216ZM242 243V242H241ZM50 245H52V243H49ZM84 244H86V243H84ZM116 244V243H115ZM163 244V243H162ZM164 244H166V243H164ZM171 244V243H170ZM49 245V246H50ZM75 245V244H74ZM148 245V244H147ZM147 245H146V247H147ZM152 245H153V250L155 249L154 248V244L152 243ZM172 245H174V244H172ZM216 245V244H215ZM56 246V245H55ZM156 245H155V247H157ZM165 246V245H164ZM163 246V247H164ZM167 246H168V244H167ZM170 246V245H169ZM168 246V247H169ZM197 247L199 246V245H196ZM220 246V245H219ZM223 246V245H222ZM227 246V245H226ZM230 246V245H229ZM229 246H228V248H229ZM42 247V246H41ZM53 247V246H52ZM76 247V246H75ZM105 247V248H106ZM113 247H115V246H113ZM150 247H151V244H150ZM163 247L161 246V247H159V250H161V249H163ZM168 247H166L167 249H168ZM212 247H213V245H212ZM221 247V246H220ZM49 248V247H48ZM47 248V249H48ZM90 248V247H89ZM92 248V249H93ZM143 248V247H142ZM145 248V247H144ZM148 248H149V246H148ZM151 248V249H152ZM176 248V247H175ZM216 246L212 249V250H210V253H212V254H215V253H218L220 250H219V248L216 250ZM223 248H224V246H223ZM222 248V249H223ZM226 248V247H225ZM50 249V248H49ZM103 249V248H102ZM107 249H109V248H107ZM111 249V248H110ZM158 249V248H157ZM210 249V248H209ZM208 249V250H209ZM232 249H234V248H232ZM45 250V249H44ZM105 250V249H104ZM113 250V252H116L117 250L116 249H112ZM146 250V249H145ZM150 250V249H149ZM169 250V249H168ZM219 250V251H218ZM244 250H246V249H244ZM56 251H58V250H56ZM76 251V250H75ZM170 251V250H169ZM200 251V250H199ZM214 251V252H213ZM236 251H237V249H236ZM48 252V251H47ZM49 252H51V251H49ZM48 252V253H49ZM69 252V251H68ZM67 252V253H68ZM80 252V251H79ZM110 252H112V251H110ZM146 252H148V251H146ZM161 252H162V250H161ZM167 252V251H166ZM184 252V251H183ZM222 252V251H221ZM234 252V251H233ZM242 253H243V250L241 251ZM63 253V252H62ZM154 253V252H153ZM152 253V254H153ZM185 253V252H184ZM202 253V252H201ZM223 253V252H222ZM229 253V252H228ZM246 252L244 251V253L243 254H245ZM73 254V253H72ZM76 254H77V252H76ZM94 254V253H93ZM93 254H92V256H93ZM102 254V253H101ZM142 254V253H141ZM147 254V253H146ZM150 254H151V252H150ZM151 254V255H152ZM160 254V253H159ZM183 254V253H182ZM203 254V253H202ZM48 255H50V256H52V257H55V258H57L58 257V253L56 254L57 255V257H56V255L55 254H48ZM59 255H62V254H60V252H59ZM97 256H98V254H96ZM96 255H95V257H96ZM100 255V254H99ZM106 254H104L103 256H105ZM108 255H110V254H108ZM111 255H113V254H111ZM147 255H149V254H147ZM155 255V254H154ZM199 255V254H198ZM69 256H70V254H69ZM68 256V257H69ZM72 256H74V255H72ZM172 256V255H171ZM245 256V255H244ZM74 257H77V255L76 256H74ZM91 257V256H90ZM99 257V256H98ZM101 257V256H100ZM107 257V256H106ZM148 257V256H147ZM157 257H158V255H157ZM185 257V255L183 256V255H181L180 257H168V258H171L170 259V261H169V259H168V261L166 260V262H162L163 264H184V259L186 260V258H184ZM201 257H210L209 256V254L207 253V252H204V254H203V256H201ZM213 256L211 255V259H213L212 258ZM18 258V257H17ZM60 258V257H59ZM63 258V260H65L64 258L65 257H63V256H61V259ZM72 258V257H71ZM94 258V257H93ZM97 258V257H96ZM133 258V257H132ZM149 258H151L152 259V257H149ZM156 258V257H155ZM165 258H166V256H165ZM197 258V257H196ZM196 258H194V259H196ZM215 258H217V257H214V259L213 260H215ZM241 258V257H240ZM242 258H245V259H247V258H251V257H249V255L247 256H245V257H242ZM6 260H7V258H5ZM4 259V260H5ZM68 258H66V260H67ZM76 259V258H75ZM74 259V260H75ZM107 259H108V257H107ZM106 259V260H107ZM141 259V260H140ZM148 259V258H147ZM154 259V258H153ZM193 259V258H192ZM199 259V258H198ZM197 259V260H198ZM202 259V258H201ZM245 259H243L242 261H244L245 262ZM5 260V261H6ZM8 260H15V259H13V257H12V259L10 258H8ZM17 260V259H16ZM53 260H55V259H53ZM57 260H58V258H57ZM60 260V259H59ZM62 260V261H63ZM71 260H73V258L71 259ZM96 260V259H95ZM156 260V259H155ZM162 260V259H161ZM145 261H146V259H145ZM242 261H240V262H242ZM247 261V260H246ZM48 262V261H47ZM60 262H61V260H60ZM65 262H67V261H65ZM64 262V263H65ZM68 262H69V260H68ZM76 262V261H75ZM75 262H70V263H75ZM81 262V261H80ZM135 262V263H136ZM161 262V261H160ZM200 262V261H199ZM220 262V261H219ZM224 262V263H223ZM52 263V262H51ZM111 263L112 264H123V260H120L118 257H115L114 256V260L113 259H111ZM221 263H223V264H227V262H226V260H221ZM8 264H10V263H8ZM48 264V263H47ZM65 264H67V263H65ZM251 264V263H250Z\"/></svg>",
    "mask_w": 264,
    "mask_h": 264
}]
</instances>
